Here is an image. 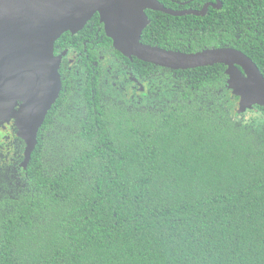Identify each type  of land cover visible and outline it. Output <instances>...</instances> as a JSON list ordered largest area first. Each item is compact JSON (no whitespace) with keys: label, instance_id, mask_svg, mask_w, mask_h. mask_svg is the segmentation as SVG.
Returning a JSON list of instances; mask_svg holds the SVG:
<instances>
[{"label":"trees","instance_id":"1","mask_svg":"<svg viewBox=\"0 0 264 264\" xmlns=\"http://www.w3.org/2000/svg\"><path fill=\"white\" fill-rule=\"evenodd\" d=\"M148 15L142 43L233 47L264 76V32L250 48L232 24ZM147 64L161 83L147 107L69 109L66 128L44 121L18 182L0 172V264H264V106L238 114L222 64Z\"/></svg>","mask_w":264,"mask_h":264},{"label":"water","instance_id":"2","mask_svg":"<svg viewBox=\"0 0 264 264\" xmlns=\"http://www.w3.org/2000/svg\"><path fill=\"white\" fill-rule=\"evenodd\" d=\"M206 8L177 12L158 0H0V125L14 119L17 136L25 143L21 165L29 162L38 131L60 92L54 43L64 32L81 29L95 12L125 57L173 70L223 64L226 86L238 97L236 112L264 106V76L242 51L218 47L187 53L141 42L149 24L147 9L176 16L203 15Z\"/></svg>","mask_w":264,"mask_h":264},{"label":"flooded vegetation","instance_id":"3","mask_svg":"<svg viewBox=\"0 0 264 264\" xmlns=\"http://www.w3.org/2000/svg\"><path fill=\"white\" fill-rule=\"evenodd\" d=\"M158 1L165 8L177 12L201 11L207 6L203 15L188 13L175 16L157 11L172 17H196L193 19L192 30L198 28L197 18L206 16V32L211 33L215 27L227 32L232 24L233 27L237 26L239 31L247 30L250 33L249 38L244 40L246 45L251 42V36L264 32V14H259L264 11V0ZM148 11L156 12L147 9L148 18ZM248 46L251 48L253 45ZM116 51L112 40L105 33L98 12H95L81 29L76 32L66 31L55 41L54 55L60 58L58 72L61 88L44 119L48 120L50 127H68L69 109L78 111V116H81L88 104L93 107L97 103L103 106L149 105V98L155 95L161 85L158 78L155 74L152 75L153 80L148 76V62L140 60L144 62L142 65L138 61L133 63L136 57L128 58L123 55L121 58L117 56ZM263 55L264 52L258 56ZM20 104L21 101H18L15 108ZM19 139L14 119L0 125V172L15 182L19 181L21 170L24 168L21 163L24 159L25 143L23 142L22 146ZM19 148H22L21 159L17 152Z\"/></svg>","mask_w":264,"mask_h":264},{"label":"rangeland","instance_id":"4","mask_svg":"<svg viewBox=\"0 0 264 264\" xmlns=\"http://www.w3.org/2000/svg\"><path fill=\"white\" fill-rule=\"evenodd\" d=\"M236 107H237V102H236Z\"/></svg>","mask_w":264,"mask_h":264}]
</instances>
